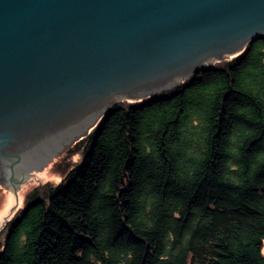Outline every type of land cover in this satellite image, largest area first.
<instances>
[{
  "label": "trees",
  "instance_id": "1",
  "mask_svg": "<svg viewBox=\"0 0 264 264\" xmlns=\"http://www.w3.org/2000/svg\"><path fill=\"white\" fill-rule=\"evenodd\" d=\"M88 132L5 222L0 264H264V37Z\"/></svg>",
  "mask_w": 264,
  "mask_h": 264
},
{
  "label": "water",
  "instance_id": "2",
  "mask_svg": "<svg viewBox=\"0 0 264 264\" xmlns=\"http://www.w3.org/2000/svg\"><path fill=\"white\" fill-rule=\"evenodd\" d=\"M259 37L264 0H0V181Z\"/></svg>",
  "mask_w": 264,
  "mask_h": 264
},
{
  "label": "rangeland",
  "instance_id": "3",
  "mask_svg": "<svg viewBox=\"0 0 264 264\" xmlns=\"http://www.w3.org/2000/svg\"><path fill=\"white\" fill-rule=\"evenodd\" d=\"M130 97V96H129ZM89 132L78 136L73 142L64 146L45 162L40 169L32 168L30 174L23 177L20 183L5 184L0 181V250L3 247L7 230L2 229L5 222L13 215L19 214L27 206L28 194L37 185L45 181H59L81 162L90 140Z\"/></svg>",
  "mask_w": 264,
  "mask_h": 264
},
{
  "label": "flooded vegetation",
  "instance_id": "4",
  "mask_svg": "<svg viewBox=\"0 0 264 264\" xmlns=\"http://www.w3.org/2000/svg\"><path fill=\"white\" fill-rule=\"evenodd\" d=\"M0 172L5 176H9L10 175L9 173H11V167L6 165L4 167L0 166Z\"/></svg>",
  "mask_w": 264,
  "mask_h": 264
}]
</instances>
